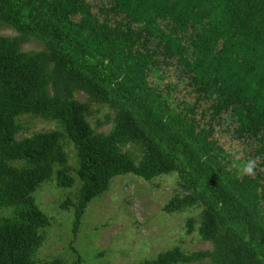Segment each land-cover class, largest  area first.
<instances>
[{
  "label": "trees",
  "instance_id": "1",
  "mask_svg": "<svg viewBox=\"0 0 264 264\" xmlns=\"http://www.w3.org/2000/svg\"><path fill=\"white\" fill-rule=\"evenodd\" d=\"M1 27L16 35H0V264L35 263L50 224L41 183L74 188L60 204L74 240L123 173H176L164 211L200 207L212 244L138 264H264V0H0ZM30 39L43 48L23 49ZM94 104L111 109L108 132L88 121ZM25 114L61 128L16 138ZM238 153L258 160L255 176L237 174Z\"/></svg>",
  "mask_w": 264,
  "mask_h": 264
},
{
  "label": "rangeland",
  "instance_id": "2",
  "mask_svg": "<svg viewBox=\"0 0 264 264\" xmlns=\"http://www.w3.org/2000/svg\"><path fill=\"white\" fill-rule=\"evenodd\" d=\"M0 35L14 36L8 27L0 28ZM23 49H41L43 44L30 39ZM76 98L86 100L83 93ZM111 109L105 104H94L88 116L95 131L108 132L112 127ZM21 126L16 138L28 136L35 131L60 129L54 120L28 114L18 117ZM222 144L230 136L222 135ZM69 163L76 167L77 157L73 143L63 140ZM176 173L164 174L146 180L133 173L115 176L109 189L94 198L85 208L80 230L73 239V210L60 206L68 191L74 188L59 187L54 177L41 183L33 193L39 208L50 218V224L42 230L44 240L37 249L34 264H50L62 257L65 264H138L157 253L178 246L186 253L210 250L212 244L198 233L200 207L185 208L177 212L164 211V205L174 194ZM5 211L4 213H6ZM192 218L193 227L188 231L187 219ZM189 264H209L208 260Z\"/></svg>",
  "mask_w": 264,
  "mask_h": 264
},
{
  "label": "clouds",
  "instance_id": "3",
  "mask_svg": "<svg viewBox=\"0 0 264 264\" xmlns=\"http://www.w3.org/2000/svg\"><path fill=\"white\" fill-rule=\"evenodd\" d=\"M235 159L240 161V163L236 164L238 169L237 174L239 176H255L258 168V160L253 158L244 159L242 153L235 154Z\"/></svg>",
  "mask_w": 264,
  "mask_h": 264
}]
</instances>
